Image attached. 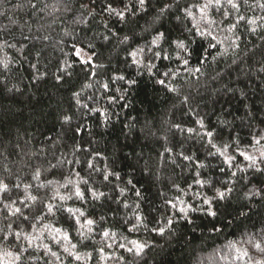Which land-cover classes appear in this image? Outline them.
I'll use <instances>...</instances> for the list:
<instances>
[{"label": "trees", "instance_id": "16d2710c", "mask_svg": "<svg viewBox=\"0 0 264 264\" xmlns=\"http://www.w3.org/2000/svg\"><path fill=\"white\" fill-rule=\"evenodd\" d=\"M80 2L70 0V11H65L62 0H40L38 6L47 4V10L31 13L26 6L19 7L25 0H0V38L17 45L16 49H4L14 63L12 70L0 77L8 87L15 85L12 91L0 85V179L10 185L17 177L33 185L46 180L58 182L47 188L30 189L39 199L29 202L31 211L24 210L29 216H43L40 221H32L37 225L34 234L42 232L41 245L49 244L61 260L45 254L41 246L38 250L30 249L31 256L25 254L23 264H45V261L49 264H245V260L236 259V248L247 249L253 259L261 258L248 240L264 239L261 231L264 192L252 194L256 189H264V171L248 168L249 161L238 150L251 142L253 132L264 129V87L256 79L257 75L264 79V74L256 73L264 62V28L258 27L252 33L247 30L251 26L239 25L235 30L240 36L239 55L231 49L228 54H218L228 47L229 40L225 37L235 36L216 29L224 44L209 50L211 55L203 66L198 64L197 56H192L186 67L176 58L177 50L169 41L183 36L195 41L192 48L202 43L206 46L207 41L184 31L191 25L176 18L182 17V12L173 7L159 24L144 31L146 21L171 0H150L147 12L137 11L134 17L129 16L127 23L103 13L104 0H97V15L88 17L87 25L75 22L81 16ZM113 2L114 6L122 7L116 0ZM190 2L179 0V7ZM255 2L249 0L250 5ZM53 6L59 11H53ZM241 12L249 18L264 16V10L259 8L242 6ZM215 19H221L219 14H215ZM229 19L234 20V16ZM102 21L108 22L120 36L125 33L132 36L129 44H119L115 38L105 41L102 37L109 33ZM222 28H227V22ZM157 31L165 32L167 39L161 42V47L172 59L154 61L157 68L150 74L133 64L128 53L147 45ZM24 36L29 39L25 40ZM45 36L47 40L43 39ZM82 41L95 45L93 60L104 64L103 68L95 69L96 76H89L88 66L79 63L74 55L73 45L83 47ZM22 44L26 45L23 49ZM3 54L0 52V56ZM33 64L36 68L31 67ZM194 67H201V72L187 70ZM61 68H67L71 75L60 72ZM169 68L179 74L174 78L163 77L161 73ZM61 75L63 80L57 81L56 77ZM118 75L125 76V80L112 79ZM159 79H165L166 86L157 83ZM132 80L135 83H129ZM101 83L109 84L108 91H104ZM239 89H244L247 96L241 97ZM83 104L88 108L82 107ZM245 105L252 110L254 118L247 115ZM64 115L71 117L68 123L63 122ZM198 118L203 119L204 129L196 123ZM77 126L79 133L72 131ZM188 128L195 131L189 133ZM207 130L216 134L213 143L217 146L231 145L228 154L236 157L233 167L229 168L221 156L208 155L215 149L204 136ZM236 138L238 145L232 143ZM166 148L171 151H165ZM181 153L195 154V158L184 160ZM58 161L65 162L58 164ZM198 162L205 167H198ZM89 163L93 168L88 167ZM51 165L57 167L53 169ZM36 168L42 170L41 181L31 178ZM113 172L119 174L120 180L113 176L109 177L110 182L103 180V174ZM232 172L236 175L232 176ZM69 180L73 184L62 187ZM83 180L88 181L87 186ZM129 180L132 184L127 183ZM197 180L211 183L201 186ZM75 184L81 190L92 187L105 192L109 198L93 200L86 192V200L82 202L73 195ZM119 188H125L124 195L119 193ZM227 188L232 191L219 199L216 189ZM136 190L141 196L135 195ZM18 192L14 189L11 197L15 199ZM56 192L72 195V199H51ZM206 199L211 200V205L204 202ZM41 201H50L61 209L72 207L85 211L88 218L97 221L90 239L80 243L78 226L68 213L54 209V214H48ZM182 208L184 212L180 211ZM209 211L216 215H210ZM136 214L144 219L136 230L129 231L137 223ZM5 215L0 214V227L6 222ZM101 216L105 218L103 221ZM15 219L8 217V221ZM20 226L31 231L28 222ZM57 228L68 232L70 243L77 244L80 261L64 253L63 248L70 247L68 241L56 244L52 239L53 236L60 239L55 232ZM106 229L116 234L114 239L105 240L100 235ZM133 240L146 245L139 256L130 243ZM108 244L112 247H107ZM119 244L133 247L134 251L127 252Z\"/></svg>", "mask_w": 264, "mask_h": 264}, {"label": "snow or ice", "instance_id": "6c2138e0", "mask_svg": "<svg viewBox=\"0 0 264 264\" xmlns=\"http://www.w3.org/2000/svg\"><path fill=\"white\" fill-rule=\"evenodd\" d=\"M64 4V10L70 11L69 4L70 0H62ZM117 3L122 4V7L114 6L113 0H104L102 12L107 13L109 17H115L118 22L127 23L129 16H135L137 11L139 12H147V6L150 3V0H116ZM40 0H25L24 4L19 5V7L24 8L27 7L28 11L31 13L36 12H44L49 7L47 4H44L43 7H39ZM97 0H81L79 4V9L81 11V16L76 23H81L87 25L88 17H94L97 15L95 5ZM242 6H247L249 8H259L264 10V0H256L255 4H249V0H191L190 3L186 4L183 8L179 7V0H171V2L164 3L162 7L158 8L156 15L152 16L150 21H146L147 27L144 28V31H149L152 26L159 24L165 14L169 13L173 7H176L179 12L183 13V16H177V19H183L190 23V27H185L184 31L189 33L190 36H199L202 40L207 41L206 46L202 43L196 48H192L191 45L195 43L194 40H189L186 37L178 36L175 40L169 41L170 45H174L175 50H177V59L182 60L184 66H188L190 64V58L192 56H197L198 64L203 66L207 62L208 55H211L210 49H217L218 45L224 44V40L218 38L217 34L215 33L216 29H221L226 32L233 33L235 38L226 36L225 39L229 40L228 47L224 49L223 53H218L220 55L228 54L229 49L232 52L239 55L240 51V36L235 34V30L238 29L241 23L249 25L247 30L255 33L257 28H264V16L258 18H249L245 14L241 12ZM53 11H59L58 7L53 6ZM215 14H219L221 19L218 21L215 19ZM234 16V20H230V17ZM227 22V28L223 29L222 26ZM103 27L109 33L108 35H103V39L105 41H110L112 38H115L119 44L128 45L132 36L128 33H125L123 36H120L116 31L113 30L109 26V23L106 21H102ZM134 35V34H133ZM25 40H28V36H24ZM43 39L47 40L48 37L45 36ZM166 34L163 31H157L156 34L153 36L152 40L145 46L137 47L134 50L129 51L128 55L132 59V63L139 67H143L146 69L150 74L154 68H157V65L154 63L156 60H169L172 59L171 54H169L166 49L161 47V42L165 41ZM84 46L80 47L76 44L73 45L74 55L79 58V63L88 66V75L89 76H96L97 72L95 69L103 68L104 64H96L93 60V57L96 55L95 53V45L91 42L82 41L81 42ZM16 43H11L6 38H0V52L4 54L0 56V77H3L6 73L12 70L11 66L14 63V60L8 56L4 49H16ZM26 47V45H21V49ZM20 50V49H18ZM213 60L216 59V56L212 57ZM233 63H236L233 60ZM32 68H36V65H31ZM67 67H71V65H67ZM190 72L200 73L201 67H194L191 69H187ZM60 72L65 73L67 75H71V73L67 72V68H61ZM256 73L264 74V62L261 63V66L256 69ZM179 73L174 72L172 69H168L161 73V75L165 78L172 77L174 78ZM222 73H217V76H221ZM245 75H249L245 73ZM39 78V77H38ZM57 81L63 80V76H57ZM114 80H125V76L118 75L112 78ZM257 80H260V86L264 87V79L261 78L260 75L256 76ZM98 83H100L98 81ZM129 83H135L134 80L129 81ZM157 83L166 86L165 79L157 80ZM0 85L3 86L4 89L7 91H12L15 88L13 85L11 88L8 87V84L5 80L0 79ZM250 86V85H249ZM101 87L104 91H108L109 84L108 83H101ZM18 90V89H17ZM170 91H175L174 88H169ZM232 91V89H229ZM241 97H246L247 93L244 89H239ZM74 96L78 97L79 93H74ZM92 99V97H89ZM188 102V97L184 98V103ZM77 103H80L79 99H77ZM84 108H88L87 104L81 105ZM247 109V115L254 118V113L247 105H245ZM89 111H96L99 112L100 109H89ZM71 120V117L68 115L63 116V122L68 123ZM196 123L199 124L201 129H204L206 126L202 118H198ZM179 128V125H176ZM72 131L79 133L80 126L73 129ZM187 131L192 133L195 129L188 128ZM216 134L211 131L207 130L204 132V136L208 138V144L211 145L212 149L215 151H209V156H221L224 158V163L229 166V168L233 167V162L235 161V155H229L228 149L231 147L229 143H225L221 146H217L213 143V138ZM252 136V145L255 149V153L250 154L244 151L239 152V155L243 157L245 161H249L247 165L248 168H252L257 172L264 171V168H261L260 165H264V129H258L257 131L251 134ZM203 138V137H202ZM232 143L239 144V139L236 138L232 141ZM165 151L170 152L171 149L166 148ZM258 153V154H256ZM184 160H193L195 158V154L193 155H184L181 153ZM65 161H58V164H62ZM71 163V161H68ZM79 163V161H76ZM238 167V165H236ZM53 169L57 167V165H51ZM89 168H93L91 163L88 164ZM198 167H205L203 163L198 162ZM244 171L245 169H240ZM96 171H100L96 169ZM223 172L224 169H221ZM43 173L42 170L36 168L32 173V180L33 181H41ZM77 175H79L77 173ZM199 175V173H197ZM236 173L232 172V176H235ZM113 176L116 180H120V176L118 173H105L103 174V180L109 181V177ZM85 186L88 185L87 180L82 181ZM201 186H204L206 183L210 184V181H196ZM23 182L17 177L16 181L11 183L5 182L3 179H0V214L5 215V224L3 227H0V264H23V258L25 254L31 256L30 249L38 250L41 246L44 249L45 254H50L51 257L55 258L56 261L61 260V256L52 251L49 244H42L41 241L43 239V233L36 235L37 225L32 221H40L43 219V216H29L25 213V208H29L31 211L29 202L35 203L39 197L38 195H33L29 190L35 187L37 190L41 188H47L48 186L54 185L58 183L57 181L53 180H46L42 181L37 185H33L31 183H23V188L21 189V184ZM128 184H132V181L129 180ZM68 184H73L71 180L67 182V184L62 185V187H67ZM74 186V193L76 199L80 201L86 200V192L90 195L93 200H100L101 198H109L108 194L102 191H97L92 187H86L85 190H81L78 184ZM133 187H135L133 185ZM20 190L18 195L15 199L11 197V193L13 190ZM115 190V189H114ZM232 191L231 188H227L226 191H221L220 189H216V195L219 199H224L226 196V192L230 193ZM264 192V189H256L252 194L253 195H261ZM119 193L121 195L125 194V188H119ZM135 195L137 197L141 196L139 190H136ZM247 198V193L245 194ZM22 196V198H21ZM59 199L60 201H65L68 199H72V195L63 196L60 195L59 192H56L51 199ZM206 204L211 205V200H205ZM43 204V209H46L48 214H54L55 210H62L66 211L69 215V219L74 221V224L78 226L76 230L82 237L80 243H83L86 240L90 239L91 233L94 232L93 226L97 224V221L91 218H88L85 211L81 210L80 208H72L67 207L61 209L59 205H53L50 201ZM19 205V206H17ZM124 207H128L127 204ZM138 207V206H137ZM181 212H184L185 209H180ZM210 215L215 216L216 213L214 211H209ZM8 217H15V220L8 221ZM83 218V219H81ZM105 218L103 216L100 217V220L103 221ZM135 219L137 223L133 224L129 231H134L139 226L140 223L143 221V217L139 214H136ZM19 221L20 223H17ZM28 222V225L31 231H26L23 227L20 226L21 223ZM127 223V221H125ZM169 224L172 223L171 220L168 221ZM45 228L48 226L45 225ZM155 231V229H154ZM159 231L163 232V229ZM264 232V228L261 229ZM55 232L60 236V239H56L55 236L52 239L55 241L56 244H60L61 241H68L70 243V235L68 232L63 231L60 228L55 229ZM100 235L106 240L108 238H115V233L111 232L110 230H102ZM130 243L134 246L135 255L139 256L142 254L143 249L146 247L144 244L137 243V241H130ZM248 243L252 245V247L261 254V258L253 259V257L249 254L247 249H240L236 248V252L238 255L236 259L238 260H245V264H264V239L255 240L254 238H249ZM15 246L14 248L12 246ZM107 247L111 248L112 244H108ZM120 248H126L124 244H119ZM77 244L70 243V247H64V253H67L68 257L75 261H80L82 256L76 251ZM133 247H127V252H133ZM100 252L103 253V248L100 249ZM90 255V254H87ZM104 258V257H102ZM123 259V257H121ZM45 264H49V261H45Z\"/></svg>", "mask_w": 264, "mask_h": 264}, {"label": "rangeland", "instance_id": "374dc122", "mask_svg": "<svg viewBox=\"0 0 264 264\" xmlns=\"http://www.w3.org/2000/svg\"><path fill=\"white\" fill-rule=\"evenodd\" d=\"M238 151L239 152L244 151V152H247V153H250V154L255 153V149H254V147L252 145V139H251V142L248 143V145L245 146V148L239 149ZM256 154H258V153H256Z\"/></svg>", "mask_w": 264, "mask_h": 264}]
</instances>
